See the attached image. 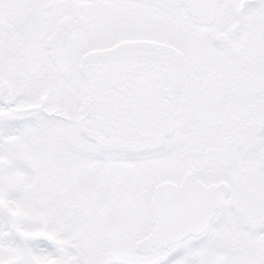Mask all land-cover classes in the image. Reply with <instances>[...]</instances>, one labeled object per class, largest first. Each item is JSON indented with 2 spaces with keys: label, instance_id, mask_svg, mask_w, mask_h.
I'll list each match as a JSON object with an SVG mask.
<instances>
[{
  "label": "snow or ice",
  "instance_id": "obj_1",
  "mask_svg": "<svg viewBox=\"0 0 264 264\" xmlns=\"http://www.w3.org/2000/svg\"><path fill=\"white\" fill-rule=\"evenodd\" d=\"M0 264H264V0H0Z\"/></svg>",
  "mask_w": 264,
  "mask_h": 264
}]
</instances>
